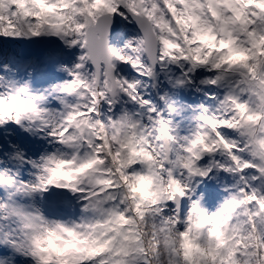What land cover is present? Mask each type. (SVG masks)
Returning a JSON list of instances; mask_svg holds the SVG:
<instances>
[{
  "label": "snow or ice",
  "instance_id": "1",
  "mask_svg": "<svg viewBox=\"0 0 264 264\" xmlns=\"http://www.w3.org/2000/svg\"><path fill=\"white\" fill-rule=\"evenodd\" d=\"M0 264H264V0H0Z\"/></svg>",
  "mask_w": 264,
  "mask_h": 264
}]
</instances>
